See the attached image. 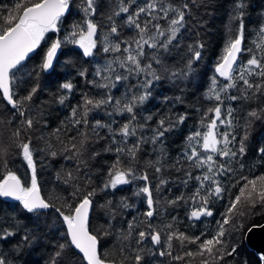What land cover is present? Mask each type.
Listing matches in <instances>:
<instances>
[{"label":"snow or ice","instance_id":"snow-or-ice-1","mask_svg":"<svg viewBox=\"0 0 264 264\" xmlns=\"http://www.w3.org/2000/svg\"><path fill=\"white\" fill-rule=\"evenodd\" d=\"M73 0H15L12 5L0 4V97L16 110L21 118L19 125L11 130L12 145L18 150L31 172L30 185L22 182L21 178L8 168L7 149H0V163L3 171L0 172V198H8L19 202L24 210L29 213H41L43 210L55 208L60 214L64 224L67 226V236L75 249L82 253L86 264H116V261L102 256L98 249V236L90 230L89 212L93 206L92 197L96 189L91 187L92 177L85 171L88 167V160L100 155L93 151L88 153L87 145L100 139L99 129H107V137L114 148L108 147L104 150L114 152L116 158L109 166L103 180L102 191L115 190L119 186L127 185L132 180L145 181L144 186L138 189L137 195L144 194L146 197L147 211L143 216L148 221L155 214L154 199L149 187V177L145 174H138L133 167L137 160V153L140 145L148 142L144 137L137 136L138 128L142 129L144 124H135L140 108L151 96L153 85L163 79H187L194 71L193 65L201 60V49L204 45L200 42L189 45L190 53L185 61V67L179 71L171 69L165 62L164 54L170 51L173 41L177 40L178 34L186 26V13L190 10L188 3L182 6H174L166 0H145L136 10L129 11V6L123 3L118 10H113L107 20L108 34L102 41V51L109 54L110 59L102 67L95 71L96 81H89L95 87L106 89L99 99L89 97L85 94L82 97V104L73 107L71 116L63 127L57 128L53 135L56 143H47L48 155L55 158L63 155L64 159L74 161L76 167L67 172L57 175V179H63L65 184H72L75 191L72 192L78 202L72 204L65 201L61 207L41 194L37 180V166L34 159V147L32 144L31 131L41 121L37 114H33L30 105L33 97L40 90L39 83L34 84L26 95L17 97L13 85L17 79V73L22 71L25 61L30 54L36 52L44 43L46 52L38 69L29 75H34L38 81L41 73L54 71V60L57 52L65 44H71L82 50L85 57H93L98 46V31L100 24L94 22L91 17L96 15V0H83L81 22H73L63 39H52L49 33L59 34L61 26L66 22V16L71 15ZM246 0H234L230 19L233 27L229 28L222 55L216 66V76L211 78V83L205 98L214 100L216 104L202 113L200 125L203 131L197 130L187 137V151L185 157L187 162L195 169L204 170L201 175L193 176L186 172L189 179L197 181V186L191 195L185 197L183 194L168 201L170 205H176L183 201L191 202V210L188 213L190 220H200L201 217H211L212 210L209 204L212 198L222 199L226 189L217 179L218 176H226L233 171L231 162H239L246 154V141L249 138V129L253 121L264 119V108L251 109L244 117L242 126L243 135L237 140L235 130L241 127L234 116L235 109L231 106L223 107L225 99L237 101L238 99L250 100L257 96H264V23L258 26L255 33L256 38L251 41L252 46L245 42L246 26ZM124 14L125 23L128 27L134 28L136 36L131 40L121 39L120 28L114 20L115 16ZM143 17V19H142ZM161 21L165 23H161ZM116 37L115 40L109 37ZM47 38V39H46ZM123 45V47H122ZM152 50L151 52L146 51ZM248 53V58L241 61V56ZM86 77V70L81 69L78 73ZM135 78L136 83L130 81ZM227 83L221 85L220 79ZM127 82V83H126ZM117 84L125 85L126 92L123 96L116 97L111 90ZM60 88L71 93L73 83L64 82ZM235 90L239 95L233 94ZM66 96L58 97L59 103L64 104ZM180 98L177 97V100ZM108 109V115L127 116V121L122 122L118 129L109 124L95 121L90 125L89 113L94 109ZM186 116L179 115L175 119L170 116H162L157 120V127L152 130L151 143H162L166 133L171 132L180 124H183ZM152 120V116L145 118V123ZM113 121L112 123H114ZM91 128V134L82 129ZM223 128L224 131H220ZM74 129L76 135H68ZM119 137V139H118ZM135 137L129 146V139ZM259 152L264 154V148ZM87 153V155H86ZM223 161V162H222ZM180 164V161H177ZM241 167H243L241 165ZM160 166H155L157 173L161 172ZM244 183L239 187L238 194L230 199L228 206L223 213V219L218 221V229L214 235L208 238L200 236H188L178 230H173L172 224L165 225L166 234L162 240V231L151 223H146V229L140 228L135 222H129L127 229L122 232L120 240L129 242L127 246H121L119 253L123 259L120 264H141L144 259V249L141 247L145 239H150L153 245L161 246L160 256L168 255L176 261H186L191 264V259L199 257V264H229L227 257L234 256L236 248L229 249L227 246L226 225L233 223L235 215H245L240 209H254L257 205L264 206V174L249 178L241 177ZM166 181L161 179L157 185ZM185 185L188 180H184ZM240 181H237L239 184ZM87 188V191L84 189ZM112 201L103 205L108 209L110 215L115 213L112 209ZM121 206L128 208L125 202ZM239 206V208H238ZM139 229V230H138ZM107 235L108 232L105 231ZM14 233L8 229L0 231V240H7ZM23 240L31 243V237L25 235ZM173 241H177L181 248L189 244L196 245L195 250L184 251L182 255H172ZM133 244L135 247H133ZM61 251L65 245L59 246ZM61 252H57L59 257ZM264 261V256L260 257ZM0 264H10L8 257L0 253ZM52 264H56L55 259Z\"/></svg>","mask_w":264,"mask_h":264},{"label":"trees","instance_id":"trees-1","mask_svg":"<svg viewBox=\"0 0 264 264\" xmlns=\"http://www.w3.org/2000/svg\"><path fill=\"white\" fill-rule=\"evenodd\" d=\"M145 0H96V15L91 17L94 22L101 25L98 31V46L93 57H85L75 45L65 44L60 49L54 62V71L41 73L37 81L34 75H29L38 69L46 52V45L41 47L28 59L22 71L17 73V79L13 85V90L17 97L27 94L31 87L39 83L40 90L33 97L30 110L38 115L40 123L31 131L32 144L34 147V159L37 166V180L41 189V194L52 199L57 207H61L65 201L72 204L78 202V198L72 196L75 188L72 184H65L63 179L56 177L62 172L71 171L76 167L74 161L64 159L63 155L53 158L48 155L47 143H56L53 133L57 128H62V122H66L71 116V110L82 104V97L87 94L89 97L100 98L106 89L95 87L89 81H96L95 71L102 67L108 59L109 54L102 51V41L108 34L107 25L110 23L107 16L118 10V6L126 3L130 13L135 11L137 6L142 5ZM174 6H182L188 3L190 10L186 13V26L178 34L177 40L173 41L170 51L164 54L166 64L176 71L185 67V61L190 53L189 45L200 42L204 45L201 49V60L193 65L194 71L187 79H163L156 82L151 89L149 99L137 109L139 115L135 124H144L142 129L138 128L137 136H143L148 142L140 145L137 153V160L133 163L138 174H147L149 177V187L151 188L155 214L150 221L143 216L147 211L146 197L144 194L137 195L138 189L144 186L145 181L132 180L127 185L119 186L115 190L102 191L103 180L109 166L114 162L116 154L107 152L104 149L114 148L107 137V129H99L100 135L106 137L99 141L91 142L87 145L88 153L99 152L100 155L88 160V167L85 171L92 177L91 187L96 189L93 199V206L90 210L89 227L99 240V251L102 256L120 264L123 257L119 253L121 246H127L129 242H122L120 236L127 229L129 222H135L140 228L146 229V221L162 231V240L166 234L165 225L172 224L173 230L183 232L188 236H200L208 238L215 234L218 229V221L223 219L228 202L238 194L239 187L244 183L241 177L253 178L264 174V154L259 152L264 148V119L255 120L249 129V138L246 141V154L239 159V162L232 161L233 171L226 176H218L217 179L226 189L222 199L212 198L209 208L212 210L211 217H201L200 220H190L188 213L191 210V202L185 204L183 201L176 205L167 202L180 195L185 197L191 195L197 186V181L189 179L186 172H191L193 176L201 175L204 170L193 168L186 160L187 137L201 128L200 120L202 113L207 108L216 104L214 100L205 98L208 92L211 78L216 76L215 66L222 55L226 38L230 27H233L230 13L234 0H166ZM246 16L244 23L246 26L245 42L248 46L256 38L258 26L264 23V0H246ZM15 0H0V4L12 5ZM83 0H73L71 15L66 16L65 23L61 26L59 34L49 33L52 39H63L73 22H81ZM143 19V17H142ZM121 32V39L131 40L136 36L134 28L127 26L124 14L115 16ZM161 23H165L161 21ZM112 40L116 37L110 36ZM47 39V38H46ZM123 47V45H122ZM151 52L152 50L146 49ZM248 58V53L241 56V61ZM81 69L86 70V77L78 73ZM220 79L221 85L227 83ZM71 82L74 85L71 93L60 88L64 82ZM127 83V82H126ZM135 84L133 78L130 81ZM126 92L125 85L117 84L111 90V94L120 97ZM233 94L239 95L235 90ZM67 97L64 104H60L58 97ZM177 97L180 99L177 100ZM231 106L235 109L234 116L241 127H237L235 134L237 140L243 135L242 126L244 117L251 109L264 108V96H257L250 100L238 99L230 101L225 99L223 107ZM111 108H99L92 110L88 115L89 124L100 121L103 124L111 123L114 129H118L122 122L127 121V116L108 115ZM170 116L175 119L179 115L186 116L183 124L178 125L173 131L166 133L162 143H151L152 130L157 127V120L162 116ZM152 116V120L145 123V118ZM20 117L16 110L12 109L2 97H0V149H7L8 168L14 171L27 185H30L31 172L18 150L12 145L11 130L19 125ZM115 121L114 123H112ZM91 134V128L82 129ZM220 131H224L223 128ZM68 135H76L74 129ZM119 139V137H118ZM135 137L129 139V146ZM87 155V153H86ZM180 164H177V161ZM223 162V161H222ZM241 165L243 167H241ZM155 166L161 167V172L155 171ZM3 165L0 163V172ZM166 181L157 185L160 180ZM188 180V184L183 183ZM240 181L237 184V181ZM87 191V188L84 189ZM112 201L114 216L110 215L107 208L102 207L107 202ZM125 202L128 208L121 206ZM239 208V206H238ZM245 215H235L233 223L226 225L225 240L227 246L235 247L234 256L227 257L229 264H262L259 255L250 250L245 243L247 231L253 227L264 223V206L257 205L254 209H240ZM8 229L14 233L7 240H0V253L5 254L10 264H52L55 259L56 264H86L83 257L73 248L67 236V228L62 217L55 208L43 210L41 213H29L22 208L19 202L12 199L0 198V231ZM139 230V229H138ZM105 231L108 234H105ZM25 235L31 237V243L23 240ZM60 245H65L61 251ZM133 247L135 245L133 244ZM144 256L141 264H186L185 261H176L172 257L160 256L158 253L163 250L161 246L153 245L150 239H145L143 245ZM196 245L189 244L186 248H181L177 241H173L172 255H182L184 251L195 250ZM57 252H61L59 257ZM199 257L191 259V264H199ZM131 264V261L128 262Z\"/></svg>","mask_w":264,"mask_h":264},{"label":"water","instance_id":"water-1","mask_svg":"<svg viewBox=\"0 0 264 264\" xmlns=\"http://www.w3.org/2000/svg\"><path fill=\"white\" fill-rule=\"evenodd\" d=\"M59 51L60 50H58L57 55H58ZM34 53L30 54V57ZM55 60H54V62H55ZM27 61L28 60H26L25 63ZM5 199H8V198H5ZM89 219H90V212H89ZM66 228H67V226H66ZM245 243H246L247 247L250 250L254 251L257 255L261 254L262 256H264V223L262 225L253 226L247 231L246 236H245ZM73 248H74V246H73ZM98 249H99V244H98ZM75 250L79 253V251L77 249H75ZM79 254L82 256V253H79ZM262 264H264V261H262Z\"/></svg>","mask_w":264,"mask_h":264},{"label":"bare ground","instance_id":"bare-ground-1","mask_svg":"<svg viewBox=\"0 0 264 264\" xmlns=\"http://www.w3.org/2000/svg\"><path fill=\"white\" fill-rule=\"evenodd\" d=\"M261 255V254H260ZM262 256V255H261Z\"/></svg>","mask_w":264,"mask_h":264},{"label":"rangeland","instance_id":"rangeland-1","mask_svg":"<svg viewBox=\"0 0 264 264\" xmlns=\"http://www.w3.org/2000/svg\"><path fill=\"white\" fill-rule=\"evenodd\" d=\"M261 256V255H260Z\"/></svg>","mask_w":264,"mask_h":264}]
</instances>
